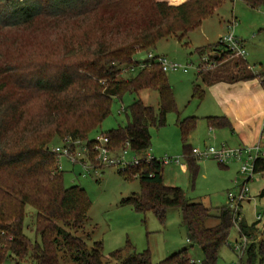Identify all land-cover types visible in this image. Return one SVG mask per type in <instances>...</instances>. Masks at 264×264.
Here are the masks:
<instances>
[{"label": "trees", "instance_id": "16d2710c", "mask_svg": "<svg viewBox=\"0 0 264 264\" xmlns=\"http://www.w3.org/2000/svg\"><path fill=\"white\" fill-rule=\"evenodd\" d=\"M223 1L0 0V34L9 28L34 27L44 17L50 18L54 27L65 19H72L77 27L75 33L65 32L66 59L53 69L43 63L34 72L33 88L46 95V120H36L34 125L22 97L10 94V99L7 94L0 98V264L9 258L17 264L28 260L38 264H105L102 241H92L91 233L84 230L78 235L88 220L92 200L82 185H65L58 154L49 144L55 138L71 136L87 140L92 147L95 140L90 135L111 113L114 98L151 88L159 93L158 108L135 99L127 110V124L105 132L110 147L120 149L129 140L135 152L145 153L151 146L150 127L165 124L167 113L178 110L174 87L157 62L130 77L122 75L123 69L136 64L138 48H152L170 36L186 38ZM244 1L254 8L264 5V0ZM209 51L215 52L212 57L220 62L232 54L220 41L197 48L200 55ZM252 75H259L264 84V72L250 71L241 77ZM203 95L201 85L194 83L192 98L201 100ZM198 119L195 115L179 118L183 154L193 179L199 162L189 138ZM207 120L212 127L232 126L226 116H208ZM91 158L94 160L93 153ZM163 169L157 158L119 169L125 178L139 176L142 182L141 192L123 198L122 203L137 211L152 210L161 222H165L168 208H181L188 240L203 251V264H217L220 248L228 242L236 223L232 209L227 204L212 213L203 202L188 199L181 186L165 184ZM259 172L264 173V156L254 162V173ZM27 205L36 210L34 226L40 240L32 241L25 233ZM210 218L216 219L214 225H208ZM256 223L248 225L241 218V236L247 240L253 236ZM259 244L264 254V239ZM247 253L249 264H253L255 243L247 247ZM109 258L117 259L116 264H153L150 250L138 251L129 240ZM159 264H195V260L185 247Z\"/></svg>", "mask_w": 264, "mask_h": 264}, {"label": "rangeland", "instance_id": "374dc122", "mask_svg": "<svg viewBox=\"0 0 264 264\" xmlns=\"http://www.w3.org/2000/svg\"><path fill=\"white\" fill-rule=\"evenodd\" d=\"M169 1L179 4L186 0ZM234 16L239 21L235 32L245 40L247 55L237 57L228 54L217 70L229 77H241L251 70H264V5L254 8L244 0H224L211 16L205 18L203 23L190 31L183 40L175 36L162 38L154 47L145 50L138 48L135 54V60H144L151 51L166 55L180 64L189 65L186 72L182 68L167 72L168 79L175 89L178 110L167 113L165 124L150 127L151 146L147 153L157 158L170 157L172 161L165 164L163 169L165 184L181 186L188 199L203 202L212 208L214 214L218 212L219 207L229 204L228 192H238L249 178L251 172L241 171L248 156L245 154L242 160L237 158L226 164L213 157L198 158L199 172L193 179L183 154L179 118L192 115L189 111L197 104L191 97L194 83H202L203 78L211 75L206 71L198 74L197 65L201 56L197 48L219 42L220 37L228 32V23ZM51 22L50 18L44 17L34 27L9 28L0 34V98L7 94L10 99H13L11 95L14 98L22 97L24 109L33 124L36 120L47 119L44 114L46 95L34 89L31 84L34 72L40 70L43 63H49L50 69H53L57 63L63 62L66 59L68 38L65 32L77 31L72 19L58 22V27L52 26L54 23ZM137 72V69L126 71L124 68L122 75L130 77ZM139 98L146 104L159 107V93L156 89L146 88L138 92H128L123 98L116 97L112 102L111 113L103 120L101 126L91 133V139L119 125H126L128 107ZM192 137L189 142L201 149L221 146L220 142L202 140L199 137H196L194 142ZM62 144V140L55 138L49 147L52 149ZM227 146L234 147L231 144ZM177 157L180 158V163L175 161ZM58 162L59 166H62L65 185H82L92 200L88 220L78 235L84 230L91 233L92 241H102L105 264L117 263V259L109 258V255L114 250L126 247L128 240L138 251L149 249L153 264L161 263L166 257L185 247L188 248V255L192 260L203 263V251L188 240L187 229L182 223L181 208H168L166 220L161 222L152 210L137 211L131 205L122 203L123 198L141 192L142 182L139 176L125 178L117 166L107 165L92 167L87 171L81 163L74 165L66 156H59ZM247 186L251 200L241 203L240 216L248 225L257 222V227L252 231L253 236H248V244L245 245L244 236H241L238 223H235L228 242L220 248L217 264H249L247 247L252 243H255L257 252L253 264H264V254L260 251L259 244L264 239V173H253L247 181ZM258 214L262 216L261 220L257 219ZM35 215L34 207L27 205L25 233L32 241L40 240L34 226ZM207 223L214 225L216 219L210 218ZM2 264L17 262L9 258ZM20 264L38 263L28 260L21 261ZM64 264L75 263L67 261Z\"/></svg>", "mask_w": 264, "mask_h": 264}, {"label": "built area", "instance_id": "2783aa9c", "mask_svg": "<svg viewBox=\"0 0 264 264\" xmlns=\"http://www.w3.org/2000/svg\"><path fill=\"white\" fill-rule=\"evenodd\" d=\"M238 19L236 16L228 23V32L220 37V42L226 46L232 53V55L237 57H245L247 55V47L245 40L239 37L235 33V27L238 24ZM217 56V55H216ZM152 62H157L160 64L164 71L169 72L172 70H178L180 68L183 71L189 70V65H183L177 61L169 58L166 55L155 54L149 51L148 56L144 60H137L136 64L131 65L126 68L129 70H139L151 65ZM218 65V60L212 57L211 53H204L200 57V63L197 65V72L203 73L205 71L211 70ZM92 147L89 146L87 140L75 139L71 136H66L62 139V145H57L51 150L59 156H66L74 165L81 163L87 171L92 167H99L103 165L107 166H117L119 169H127L129 166H136L141 162H151L153 159L157 158L154 155L147 153L135 152L129 140L125 142L124 147L120 149H114L109 146V136L106 133H102L96 137ZM193 152L197 158L202 157H213L217 159L220 163L226 164L227 162L233 161L235 159L242 160L244 155L248 156L247 162L242 166V172H251L247 181L252 177L254 173V162L258 157L264 156V149L261 145H243L237 147H230L227 145H221L219 147L209 146L204 149L194 148ZM91 153L94 154V160L91 158ZM161 163L168 164L172 161L170 157L157 158ZM177 163H180V158L175 159ZM248 161H252L249 164ZM59 163V162H58ZM62 169V166H59ZM247 181H245L238 192L230 191L228 192L229 206L234 213V218L236 223L241 219L240 209L241 203L250 199L249 188L247 186ZM257 219H262V216L258 214ZM247 238L244 236V244L247 245ZM244 245V248H245ZM195 264H203L200 261H195Z\"/></svg>", "mask_w": 264, "mask_h": 264}, {"label": "crops", "instance_id": "0c3cea01", "mask_svg": "<svg viewBox=\"0 0 264 264\" xmlns=\"http://www.w3.org/2000/svg\"><path fill=\"white\" fill-rule=\"evenodd\" d=\"M223 63L218 61L217 67L206 71L211 75H207L203 78V82L199 83L204 90V95L201 100L192 99L197 104H194L189 114L198 116L199 119L190 137L193 136L194 142L196 137H199L202 140H215L221 145L231 144L234 147L259 144L264 149V84L262 78L259 75L224 76L217 70ZM259 72L263 73L264 70L260 69ZM251 73H254L253 70ZM191 92L193 93L192 90ZM208 116H226L232 126L212 127L207 120ZM193 147L199 148V146ZM248 200L250 201L251 198Z\"/></svg>", "mask_w": 264, "mask_h": 264}]
</instances>
